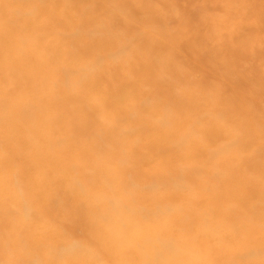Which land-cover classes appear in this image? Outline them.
<instances>
[{"label": "rangeland", "instance_id": "obj_1", "mask_svg": "<svg viewBox=\"0 0 264 264\" xmlns=\"http://www.w3.org/2000/svg\"><path fill=\"white\" fill-rule=\"evenodd\" d=\"M15 2L0 55L16 46L24 69L0 72V135L23 125L0 137V264H264V0ZM31 49L68 65L30 74ZM44 117L54 130L30 128ZM51 130L66 152L43 173L24 144Z\"/></svg>", "mask_w": 264, "mask_h": 264}, {"label": "bare ground", "instance_id": "obj_2", "mask_svg": "<svg viewBox=\"0 0 264 264\" xmlns=\"http://www.w3.org/2000/svg\"><path fill=\"white\" fill-rule=\"evenodd\" d=\"M15 1H17V0H0V10L4 7V6H8V4H11V3H14ZM16 3V2H15ZM16 4H18V5H20V3H16ZM25 7H23V9H24ZM23 12V10H21V12L20 13H22ZM43 13H46V15L48 14V16H50V14H49V11H45V10H43L42 11ZM3 12H0V14H2ZM3 17V15L2 16H0V19ZM15 17L16 18H20V14H16V12H15ZM31 21H33V18H32V16L31 15H29L28 17H27V24L29 23V22H31ZM0 23H1V21H0ZM29 25H32V23H30ZM22 34V33H21ZM3 38H1V40H2ZM79 40V39H78ZM80 41V40H79ZM82 42V41H81ZM112 48H113V46H112ZM6 53H7V55L6 54H3V55H0V72L2 73V74H5L6 72V76H5V78H11V79H13V74L11 73V72H8V71H13L12 69H13V67L12 66H15L16 64L15 63H17V65H18V67H20V68H22V69H24V66L20 63V62H23V61H20V59H19V55L17 54L18 53V51H17V48H16V46H15V50H14V47L12 46V48L10 49V48H8L7 49V51H6ZM24 54V56H26V57H28L27 59L29 60V62L31 63V66H28V67H26L28 70V73H30V71H29V69L30 68H33L34 69V74H40V75H43L45 78H50V77H52V76H55V73H58L57 71L56 72H54L53 74L51 73V72H49V68H50V65H53V67L54 68H59L58 66L59 65H61V63H63L61 66H63V68L65 69L66 67H67V63H66V61L68 60V56L66 55L64 58H66L64 61L63 60H58V59H51V60H48V59H45V58H41V56H40V54H38L35 50H33V49H31V50H29V52L27 53V52H24L23 53ZM15 57H16V59H15ZM71 57V56H70ZM71 62V61H70ZM72 64V63H71ZM72 66H74V62H73V65ZM31 74V73H30ZM79 75H80V73H79ZM30 76H26V77H24V78H21L22 79V81L24 82V80L27 78V79H29L30 80V78H29ZM60 77V76H59ZM79 80H81V78L79 79ZM119 84H120V82H119ZM19 86V85H18ZM57 86L55 85V88H56ZM77 92H80V93H82V88H80V89H78L77 90ZM145 94V93H144ZM22 96V94L20 95V97ZM65 96H67V94L65 95ZM113 96V95H112ZM23 97V99H25V97L26 96H22ZM12 98H14V97H12ZM11 98V99H12ZM47 98H49V95L47 96ZM30 96H29V100H28V102L30 101ZM57 102L60 104V106H62V105H65V103H64V99L62 98L61 100H57ZM48 103V101L46 100V101H44L43 103H39L38 102V104H34V109L35 110H38V109H40V108H42L41 106H43L44 104H47ZM23 109V108H22ZM27 110L29 109V107H27L26 108ZM33 108H30V110L31 111H33L34 110ZM60 110V112H61V115H62V117H64V116H66V110L65 109H63L62 110V108H60L59 109ZM18 111H23V112H25V113H28L26 110H18ZM18 111H16L17 113H18ZM15 112V113H16ZM13 114V112H11V115ZM29 114V113H28ZM7 117H11V116H7ZM46 122H48V123H50L51 125H52V130H54V121H53V119H52V117H44V120H43V122L42 123H39V122H35L33 125H30V128L32 127V126H36V128H40L41 126H42V124L43 123H46ZM23 124L21 123V121L19 120L18 122H17V124L15 123V126H12L13 127V129H12V131H11V133L9 134L8 132H6V133H3L2 132V135H4V134H6V135H9V136H5L6 137V139H7V141L8 140H10L11 141V139H13L16 135L17 136H20V134H21V131H19V129H18V126H22ZM30 129L29 127H28V125H27V123L25 124V129ZM35 128V127H34ZM51 130V131H52ZM58 131V130H57ZM62 131H64L63 129H61L60 130V132H62ZM69 131V130H68ZM70 132V131H69ZM210 132V130H207V133H209ZM50 133H51V135H50ZM49 134H46L45 136H48V137H46L45 138V136L44 137H42V136H39V139H32V140H30L29 138V140L30 141H28V142H26L25 144H24V146H26L27 148H30L31 149V151L26 155V157H27V159L30 161V160H32L33 161V167L35 168V167H38V166H41V168H43V170H44V172L43 173H46L45 171L47 170V168H49L48 166H50V165H52L55 161H56V159L60 156V154L61 153H64L65 154V152H66V146H64V145H62V144H59V143H57V141L52 137V135L54 134V132L52 131V132H50ZM2 135H0V137H1V140L2 141H4V137L2 136ZM196 135H199V133L198 134H196ZM32 137V136H31ZM38 137V136H37ZM36 137V138H37ZM202 138V137H201ZM45 140H47V143H46V141ZM6 142V141H5ZM48 142H50V143H52V145H54L55 147H56V150L57 151H59V153L58 152H56V151H50V152H48L47 150H45V149H42V147L43 146H46L47 144H48ZM33 145H38L39 147L38 148H33ZM55 150V149H54ZM71 151V149H68V153ZM56 153H58V154H56ZM67 153V154H68ZM3 160H5L4 158H2V156H0V165H1V167H0V171L1 172H3L2 171V169H3V166H2V161ZM56 164V163H55ZM60 167V166H59ZM59 167H58V171L59 170H61V168L59 169ZM7 174V173H6ZM44 182V180L42 179V178H39V177H37V178H34L33 180H31V181H28L27 182V187H29V189H31V190H33L32 191V193H35L34 192V190H38L39 188H41V186H39V185H42V183ZM8 189V188H7ZM29 192H30V190H29ZM86 196H87V194L86 193H83V194H80L79 195V197H80V199H81V201H82V203L85 205V211L86 210H88L89 208H91L90 207V204H85L84 202L86 201ZM123 202H125V201H123ZM123 202H119L118 204H123ZM82 204V205H83ZM83 205V206H84ZM83 206H82V208H83ZM110 206H113V205H110ZM120 206V205H119ZM128 210V208L126 207V211ZM90 212L88 213V217H91L92 218V216L96 213V210L94 209V208H91L90 210H89ZM136 211H140V210H136ZM127 214H128V217L126 218V219H121V218H116L115 220H110L111 221V225H115V224H118L119 226H120V228H121V230H122V232L124 233V231L127 229V225L135 218V216L137 215V214H135V212H134V210H133V208H129V210H128V212H127ZM146 233V232H145ZM144 233V234H145ZM148 237H150V236H148ZM126 241H128V239L126 240ZM131 241H133V242H139V239L136 237V236H132L131 237ZM149 250H150V254H151V249L150 248H148ZM150 257V256H149ZM150 261H153V259L150 257ZM158 264H161V263H158ZM163 264H165V263H163ZM167 264H172V263H167Z\"/></svg>", "mask_w": 264, "mask_h": 264}]
</instances>
